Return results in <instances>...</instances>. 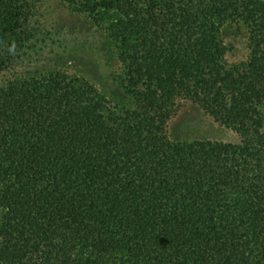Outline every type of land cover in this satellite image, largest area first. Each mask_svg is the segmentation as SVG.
<instances>
[{"label":"trees","instance_id":"16d2710c","mask_svg":"<svg viewBox=\"0 0 264 264\" xmlns=\"http://www.w3.org/2000/svg\"><path fill=\"white\" fill-rule=\"evenodd\" d=\"M59 1L125 99L57 65L41 0H0V264H264V0ZM187 101L235 139H171Z\"/></svg>","mask_w":264,"mask_h":264},{"label":"rangeland","instance_id":"374dc122","mask_svg":"<svg viewBox=\"0 0 264 264\" xmlns=\"http://www.w3.org/2000/svg\"><path fill=\"white\" fill-rule=\"evenodd\" d=\"M48 24H59L64 28L66 42L64 47L55 48L53 53L62 56L56 63L73 73L86 76L113 102L125 99V92L120 81L110 74V67L117 72L118 63L112 47L104 34L84 15L72 11L59 0H41ZM226 44L232 50L231 54L239 57L245 50L244 30L236 27L223 28ZM48 52L50 50H47ZM113 72V71H111ZM167 132L171 139L211 138L234 140V133L215 123L195 103L184 102L175 115L169 120Z\"/></svg>","mask_w":264,"mask_h":264},{"label":"clouds","instance_id":"9594fccd","mask_svg":"<svg viewBox=\"0 0 264 264\" xmlns=\"http://www.w3.org/2000/svg\"><path fill=\"white\" fill-rule=\"evenodd\" d=\"M7 52H8L9 54L14 55V54H15V48L12 47V46H9L8 49H7Z\"/></svg>","mask_w":264,"mask_h":264}]
</instances>
